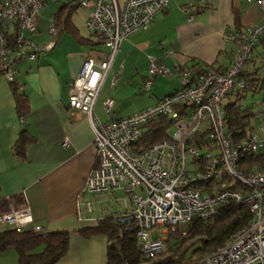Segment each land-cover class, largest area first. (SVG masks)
I'll use <instances>...</instances> for the list:
<instances>
[{"label": "built area", "instance_id": "2783aa9c", "mask_svg": "<svg viewBox=\"0 0 264 264\" xmlns=\"http://www.w3.org/2000/svg\"><path fill=\"white\" fill-rule=\"evenodd\" d=\"M245 2L255 4L264 15V0ZM168 3L78 1L79 6L91 9L86 28L103 37L108 49L99 61L83 60L78 75L69 82L68 106L87 116L94 134L97 163L85 180L84 190L93 196L124 192L130 209L124 210L119 221L133 222L136 242L145 258L164 253L168 233L177 227L184 228L193 220L207 224L228 201L245 205L252 214L247 226L193 264H264V171L247 170L241 165L243 159L264 150V135L252 132L236 139L226 131L224 122L227 96L246 88L243 70L253 61L255 47L264 40V19L243 31L225 34L233 57L223 73L210 72L192 79L189 72L171 70L156 57L148 56L144 89L150 90L153 77L172 78L177 74L178 90L125 118L102 123L93 116L94 103L121 41L147 29ZM42 7L40 0H0V69L7 82L13 81L19 62H33L53 46L37 45L29 39ZM183 11L190 15V7ZM50 33H56L52 23ZM111 108L112 101L106 100L104 112L109 114ZM162 117L172 122V135L147 148H137L145 127ZM261 117L264 109L253 114L255 120ZM61 146L68 147V140L64 139ZM220 181L225 183L224 188L238 187L218 190L216 183ZM19 197L21 203L0 195V225L44 233L46 230L33 223L24 193ZM83 206L91 212L90 203Z\"/></svg>", "mask_w": 264, "mask_h": 264}, {"label": "crops", "instance_id": "0c3cea01", "mask_svg": "<svg viewBox=\"0 0 264 264\" xmlns=\"http://www.w3.org/2000/svg\"><path fill=\"white\" fill-rule=\"evenodd\" d=\"M40 1L43 7L30 39L37 45L53 46L37 60L21 61L17 65L14 78L28 101L26 117H17L9 84L0 75V195L15 198L24 193L35 225L48 232H71L67 254L57 264H106V239L85 240L77 231L95 226L105 216L118 215L114 208L117 191L101 196L85 192V180L97 163L94 134L87 116L69 108L68 93L69 82L78 75L83 60L99 61L108 49L86 28L89 7L79 6V0ZM237 6L242 14L235 25L233 8ZM185 7H190L191 18L183 11ZM63 13H69L70 26L83 38V43L68 32L57 39L51 35L53 17L60 18ZM262 19L260 9L245 0H169L166 10L147 29L121 41L94 103L93 116L102 123L125 118L177 90L160 97L151 93L146 102L124 98L130 92L129 82L136 79L141 84L135 81L133 87L138 85L146 91L143 86L148 79V56L156 57L171 70L199 64L213 65L224 72L230 66L233 53L225 34L238 32V26L241 31L253 27ZM254 66L246 65L243 71L259 69L258 74L264 78V47L260 44L254 52ZM175 78L178 79L177 74ZM153 79H150L151 86ZM261 93L264 92L258 94ZM106 100L112 101L109 114L103 110ZM226 103L227 99L224 106ZM129 105L134 108L126 110ZM122 111L133 112L121 116ZM262 119L253 120L258 123ZM259 127L264 131V124ZM20 133L30 136L26 135L30 144L22 158L14 152ZM64 139L69 142L66 148L61 146ZM87 203H90V213L83 206ZM127 208L124 205V210ZM8 229L0 225V233ZM0 264H17V255L1 254Z\"/></svg>", "mask_w": 264, "mask_h": 264}, {"label": "trees", "instance_id": "16d2710c", "mask_svg": "<svg viewBox=\"0 0 264 264\" xmlns=\"http://www.w3.org/2000/svg\"><path fill=\"white\" fill-rule=\"evenodd\" d=\"M233 13L234 23L238 25L239 17L242 14L238 6L233 8ZM57 15H60V13ZM52 24L56 33L51 35L55 39L61 34L68 32L79 43H83V38L70 26L69 13H63L60 18L58 16L53 17ZM236 29L238 32L241 31L239 26ZM96 36L104 42L103 37ZM260 45L264 47V40L261 41ZM231 62L232 59L230 64ZM249 65L255 68L254 59ZM178 69L179 72H189L192 79L205 76L210 72L223 73L213 65L205 67L196 64L180 66ZM258 70L254 69L249 73L243 71L246 88L242 93L227 96L226 98L227 103L224 106L225 127L226 131L231 133L236 139L244 138L248 133H252L255 130L251 126L254 114L252 108L242 104V101L249 94L256 95L264 92V78H261ZM0 75L3 76L1 69ZM8 84L13 96L17 117H26L29 107L27 98L21 91V85L15 78L13 81H8ZM171 127L172 122L166 117L152 121L145 127L136 147L144 149L155 143L165 141L169 138L167 131ZM26 135L25 133H20L14 146V152L19 158L24 156L30 144V142L27 143L29 140L27 136L29 135ZM241 165L247 170L264 171V152L248 156L242 160ZM223 184H225L223 181L216 183V188L222 190L238 187V185H232L224 188L222 187ZM15 199L18 203H21L19 196L15 197ZM123 213L124 211L115 215V217L105 216L97 221L95 226L81 228L77 231L85 240L97 237L106 239V264H192L214 252L233 234L245 228L252 219V214L247 206L228 201L218 209L216 215L207 224L193 220L186 227H177L174 231L169 232L165 241L168 257L161 260H153V258H145L142 255L136 242V228L133 222L122 223L119 221V216ZM70 235L71 232L68 231H45L42 233L27 229L20 231L8 229L0 233V255L14 252L17 255V264H57L67 254Z\"/></svg>", "mask_w": 264, "mask_h": 264}, {"label": "rangeland", "instance_id": "374dc122", "mask_svg": "<svg viewBox=\"0 0 264 264\" xmlns=\"http://www.w3.org/2000/svg\"><path fill=\"white\" fill-rule=\"evenodd\" d=\"M242 1V0H241ZM172 78H164V77H160L157 76L153 79V85L151 86V92L149 91H144L139 89L138 85L141 84L140 80H134V81H130L129 83L131 84V86L128 87V90L130 91L129 94L124 95L126 100L129 99H137L138 101H143L146 102L148 101V99H150V94H154L156 97H160L161 95H164L166 92L168 91H172L174 89H178L180 87V80L178 79H173ZM137 82L138 85H136V87H133L134 82ZM158 91H156V88H158ZM153 99H155V97H152ZM233 100V99H231ZM242 103L246 106H249L250 108H253L252 111L253 113L257 112L260 109H264V93L261 94H257V95H247V97L242 101ZM144 107V106H143ZM129 108H134L133 105H129L128 107L126 106V110H128ZM133 110V109H132ZM133 111H129V113H127V111L125 112H119L121 114V116L123 115H128ZM264 124V119L260 120L258 123H256L253 119L251 120V126L254 127L256 130V133L259 132V134L264 133V131H261L259 125ZM174 132V129L171 127L169 128V130L167 131V135L171 136L172 133ZM260 152H264V150H260ZM116 198L114 201V208H115V212H122L124 210V205H127L128 208L130 209V202L127 198V196L124 194V192L122 190H116ZM95 211V210H94ZM155 238V236H154ZM166 257H168V252H164L162 254H160L157 257H154L153 260H161V259H165ZM200 260H198L197 262H199ZM196 261L194 263H197ZM193 264V263H192Z\"/></svg>", "mask_w": 264, "mask_h": 264}, {"label": "water", "instance_id": "95a60500", "mask_svg": "<svg viewBox=\"0 0 264 264\" xmlns=\"http://www.w3.org/2000/svg\"><path fill=\"white\" fill-rule=\"evenodd\" d=\"M257 264H260V263H257Z\"/></svg>", "mask_w": 264, "mask_h": 264}]
</instances>
